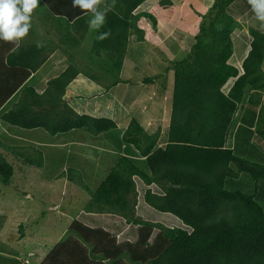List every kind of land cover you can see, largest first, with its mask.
<instances>
[{
	"label": "trees",
	"instance_id": "trees-1",
	"mask_svg": "<svg viewBox=\"0 0 264 264\" xmlns=\"http://www.w3.org/2000/svg\"><path fill=\"white\" fill-rule=\"evenodd\" d=\"M101 1L98 9H109L105 22L96 29L91 49L80 59L76 57L77 48L83 41L90 14L72 7L71 0H39L37 7L43 9L42 18L54 26H71L79 34L65 35L72 42L74 53L69 56L68 66L48 80L41 93L26 81L46 59L42 54L48 50L44 41L24 43L21 38L15 51H11L14 42L0 41V67H4L0 70V108L11 97L17 98L11 108L0 111L1 123L15 129H42L56 138L51 142L57 149L63 145L57 137L66 133L79 132L84 136V132L100 138L116 128L110 118L77 113L65 102V89L79 73L85 75L90 68L117 76L130 34H135L139 42L158 43L156 34L146 36L137 22L150 23L154 30L157 19L169 20L173 2L159 0L149 11L136 13L135 9L145 0ZM236 1L213 0L201 16L188 53L172 62L169 123L164 137L158 130L146 133L136 113L120 134V140L144 158L142 165L121 155L94 186L85 183L81 172L72 166L57 175V178L65 176L69 183L77 182L86 192L85 214L117 216L124 224L136 228V237L119 241L104 228H93L74 220L65 236L39 264H264L263 190L245 192L230 181L239 174H246L258 183L264 181L263 163L241 157L235 148L227 146L234 116L243 108L246 98V119L253 129L240 126L236 138L250 142L257 132L264 145V102L261 100L264 28L248 29L251 40L239 75L237 68L228 63L233 53L231 35L240 28L228 12ZM244 6L250 7L247 0ZM105 31L109 35L98 39ZM61 42L59 40V47ZM83 64L89 69L86 72L81 69ZM230 78L235 81L224 93L221 89ZM88 79L101 78L89 75ZM154 80V77L143 79L147 84ZM117 83L118 78L106 88L112 89ZM246 88L249 90L245 91ZM126 93L122 96L114 93L125 107L132 96V92L129 98ZM145 104L149 107L148 102ZM148 114L150 118L153 116L152 111ZM3 139L0 136V149L10 152L21 165L43 166V152L31 145V139L20 145L6 143ZM83 145L75 146L76 149L63 146L68 152L61 154L73 159L76 150ZM12 175V165L0 153V183L7 185ZM137 181L145 188L140 195ZM228 185L233 188L228 189ZM138 207L145 211L147 218L136 213ZM152 216L167 218L171 224L155 221Z\"/></svg>",
	"mask_w": 264,
	"mask_h": 264
},
{
	"label": "rangeland",
	"instance_id": "rangeland-1",
	"mask_svg": "<svg viewBox=\"0 0 264 264\" xmlns=\"http://www.w3.org/2000/svg\"><path fill=\"white\" fill-rule=\"evenodd\" d=\"M157 1L159 0H150L148 6ZM172 2L173 9L169 20L157 21L154 30L150 23L144 24L146 32L155 33L158 37L157 44L147 41L139 42L134 35L128 37L121 70L117 76L115 74L107 75L97 68H90V72H86L89 69L84 67V64L81 67L86 72L85 75L83 74L84 76L80 74L79 78H81L82 82L88 80L89 75L98 76L101 78L102 89H104V85L106 87L109 85V82L118 78L121 87H113L111 89L113 93L117 92V94L122 96L127 91L126 94L128 96L133 90H136V95L133 98L136 106L133 108L132 106L126 108L121 106L119 97H115L110 92L104 97L103 102L105 101V103L102 105L107 110L109 109L110 116L115 117L116 122L118 120L115 131L101 135L100 138L91 137L84 132L85 137L79 135V132H69L57 137V139L66 138L73 141L72 145L74 149L77 148L75 146L84 144L82 149L76 150V153L73 155L74 158L71 159L70 155L61 154L62 152H68V150L66 151L63 148L64 145L60 146V150L53 148V142L51 141L53 139L56 140V138L50 137L42 129L24 130L13 128L15 131H19V133H8L9 127H7L8 130H4L6 138L3 140L6 143L15 144L19 141V143L25 144L29 143L28 141L26 142V139H31L33 141L31 145L41 150L44 158L43 166L40 168L23 166L10 152L0 149V153L3 154L7 162L13 167V175L9 183L7 185L0 183V264H39L54 244L65 236L69 225L74 220L93 228H104L113 233L119 241L134 239V236H136V228L124 224L123 220L117 216L85 214L83 206L88 198L86 192L78 186L77 182L75 184L69 183L65 176L57 178V175L60 172H65L68 167L72 166L81 172L82 180L85 183L94 186L96 181L102 179L109 171L112 162L121 155H125L136 161L138 165H142L141 163L144 158L140 157L132 146L124 143L119 137L126 128L125 124L129 116L131 117L135 113L138 116V120L143 124L146 133H154L158 130L161 136L165 131L169 123V114L165 110H161L162 108L164 109L162 102L159 105L152 104V110L145 108L146 113L151 111L157 112V119L154 117L150 118L149 114L143 115L142 112L138 113L142 108L137 109L139 108L137 105H140L144 100L150 102L152 97L161 96L165 93V97H169L166 100H169L168 103L170 105L173 83L172 62L173 60L177 61V59L183 57L189 51L194 42V35L198 30L201 16L205 14L213 0H172ZM102 3L101 1V6ZM197 3H201L202 6ZM243 6L244 0H237L231 4L230 10H228L229 14L240 25V28L236 29L231 35L233 54L229 62L234 66L237 64V60L239 61L243 54H246L249 50L251 37L248 29L250 27L255 29L264 28L261 22L255 19L250 7L246 8L244 6V8ZM139 10L145 9L144 7H138L135 12H139ZM42 11V8L37 7L36 12H32V24L24 39L27 41L42 39L51 43L53 42L52 44L54 45V42L59 37L62 39L63 47L67 52L72 50V44L68 40V37L65 36L66 34H75L71 26L64 25L63 27L60 24L55 27L50 21L41 17ZM34 34H36L35 37L33 36ZM83 34L85 38L81 42L82 45L78 46L79 52L76 54V57L80 59L85 57L87 51L91 49V38L94 35L96 36V29L89 28ZM78 35L76 34V36ZM103 63L105 65V62ZM100 67L102 66L100 65ZM262 68L264 69V63L262 64ZM153 76L156 79L152 84H147L143 81L145 77ZM88 81L83 83L81 91L77 93L82 97V100L92 104L95 101L94 99H96L95 97H99V93L94 92L92 89L95 88L94 85H87ZM226 86L222 87V91L225 90ZM161 87H163L162 93H160ZM247 90L249 88H246L245 91ZM247 104L246 98L243 102V108L237 111V113H240L236 116L234 125L245 114ZM97 106L98 104L96 103L94 108ZM10 107H12V101H9L4 106L5 110H8ZM90 108L91 106H88V109ZM161 119H163L162 123ZM32 134L35 138H30ZM255 134L257 135L255 139L247 144L243 141L244 138L240 139L242 143L239 142V144L234 146L236 147L235 151L237 155L261 161L258 158L261 156L264 145L259 140L257 132ZM229 137L228 140L231 142ZM82 138V142H79ZM72 139L77 140L78 143L75 144ZM89 140L93 143H88ZM261 143L263 147L259 149L258 147L261 146ZM262 157L264 158L263 155ZM243 178H247V180H243ZM76 181H78L77 178ZM230 181L233 186L237 187L239 185L238 189H242L245 192L248 190L254 193L255 191L263 190V195L262 193L261 195L264 197V189L262 188L264 181L263 183L255 182L246 174L242 177V180L235 181L234 179H230ZM233 186L228 185L227 188L232 189ZM136 188L138 195L145 189L138 181L136 182ZM261 201L264 211L263 199ZM136 213L142 216L143 219L147 218L145 211L143 209L139 210V207ZM156 219L160 220L159 222L163 224H171L167 218H154L155 221Z\"/></svg>",
	"mask_w": 264,
	"mask_h": 264
},
{
	"label": "crops",
	"instance_id": "crops-1",
	"mask_svg": "<svg viewBox=\"0 0 264 264\" xmlns=\"http://www.w3.org/2000/svg\"><path fill=\"white\" fill-rule=\"evenodd\" d=\"M149 1L150 0H145L144 2H142L138 7H144V9L145 10H139V12H147V11H149L150 10V8L156 3H153L152 5H150V6H148L149 4ZM198 5H201V3H197ZM202 6V5H201ZM137 7V8H138ZM136 8V9H137ZM135 9V10H136ZM172 9H173V7H172ZM135 12V11H134ZM136 13H138V12H136ZM170 19V18H169ZM160 19H157V21H159ZM156 21V22H157ZM88 24V23H87ZM145 23L143 22V21H139V22H137V25L138 26H140L142 29H143V31L146 33V36H148V35H150L151 33L148 31V32H146L145 31V25H144ZM86 26V29H85V32H87L88 31V29H89V25H85ZM56 27V26H55ZM56 29V28H55ZM83 32V31H82ZM36 35V34H35ZM57 35V34H56ZM74 35H76V33L74 34ZM131 35H134L135 36V34H130L129 36H131ZM83 37H84V34H83ZM25 37H23L22 39V41L21 42H24L25 43V41H27V40H25L24 39ZM85 38V37H84ZM84 38H82V40L84 39ZM40 40H42V39H40ZM59 40H62L61 38H57V40H56V42H54V45L51 43V42H49V41H45V40H42V41H44V46H46L47 48H48V50H46L45 49V51L42 53V54H45V56H46V59H45V61L43 62V63H41L40 65H39V67L37 68V70L35 71V73H33L32 74V76H30V78H28L27 79V81H26V83H27V85H31L33 88H34V90L37 92V93H41V92H43V90L45 89V87H46V83H47V81L48 80H50L51 78H53L54 76H56L57 74H59L61 71H63L67 66H68V59H70L69 58V56L70 55H72L73 53H74V48H73V45H72V50H70L69 52H67V50L63 47L64 46V44H62V42H61V44H60V47L58 46L59 45ZM27 42H29V41H27ZM71 44H72V42H70ZM157 44V43H156ZM79 45V44H78ZM80 45H82V43H80ZM77 49H79V47L77 48ZM76 49V50H77ZM190 49V48H189ZM188 53V52H187ZM186 53V54H187ZM169 54V53H168ZM185 54V55H186ZM233 54V53H232ZM184 55V56H185ZM247 55V53L246 54H243V56L240 58V60L238 61L237 60V64L234 66L233 64H231L230 62H229V60H230V58H232V55H231V57L229 58V60H228V63L230 64V65H232V66H234L235 68H237V70H238V72H239V75L240 74H242V61H243V59L245 58V56ZM183 56V57H184ZM42 57H44V55L42 56ZM41 56L39 57V58H42ZM183 57H181V58H183ZM181 58H179V59H181ZM179 59H177V60H179ZM174 61V60H173ZM4 69V67H3V65L0 67V70H3ZM80 74L81 73H79L76 77H75V79H73L69 84H68V86L66 87V89H65V93H64V99H65V102H67L77 113H84V114H88V115H91V116H94V117H107V118H110V119H112L114 122H115V124H116V126H117V122H118V120H117V122H116V120H115V117H112V116H110V111H109V109L107 110L103 105H104V103H105V101L103 102V99H105L104 97H106V94L108 93V92H110V93H112L115 97H117L118 95L117 94H114L113 92H112V90L111 89H108V88H106L105 87V85H104V89H102L103 88V85H102V83H101V80L100 79H98V80H96V81H92V80H90V79H88V80H84L83 82L81 81V78H79L80 77ZM82 75V74H81ZM84 76V75H83ZM154 77V76H153ZM145 78H152V77H145ZM156 79V78H155ZM88 81V84L87 85H89V84H92V85H94V87L95 88H92L93 90H94V92H98L99 93V97L97 98V97H95L96 99H94L92 102V104L91 103H88L87 101L85 102L84 100H82V97L81 96H79V93H77V92H80L81 91V88H82V85H83V83L84 82H87ZM234 81H235V78H230L227 82H226V84L225 85H227L226 86V88H225V90H223V92L224 93H227L228 92V90L230 89V87L232 86V84L234 83ZM94 84H93V83ZM25 83V84H26ZM152 84V83H151ZM116 86L117 87H121L120 86V84L119 83H117L116 84ZM136 90H133L132 91V96L130 97V101H129V103H128V105H127V107H131L132 106V108L134 107V106H136V104H134V101H133V98L135 97V95H136V92H135ZM67 93H69V94H67ZM72 93H73V95H72ZM75 93V94H74ZM67 94V95H66ZM166 96V93L165 94H162L161 96H155V97H152V99L150 100V102L149 101H143L142 103H140V105H137V106H139V108L141 109L142 108V110H141V112L143 113V115H146V114H148V113H146L145 112V108H147V110L148 109H151L152 110V104H160L161 102L164 104L163 105V107H164V109L162 108L161 110L163 111V110H165L166 111V113L167 114H169L170 113V105H169V103H168V101L169 100H166V99H168L169 97H165ZM76 97H81V98H78V99H74V98H76ZM263 97H264V93H263ZM262 97V99L261 100H263L262 102H264V98ZM114 99H116V98H114ZM17 100V98H12L11 97V99H9V100H7L5 103H3V106H2V108H0V111H4L5 110V108H4V106H5V104L7 105L8 103H9V101H12V104L15 102ZM166 100V101H165ZM103 102V103H102ZM118 102V101H117ZM149 103L148 105H149V107H147L146 105H145V103ZM98 104V106L97 107H95L94 108V106H95V104ZM120 103V102H119ZM86 104V105H85ZM103 104V105H102ZM133 104V105H132ZM138 104V103H137ZM85 105V106H84ZM120 105L121 106H123L121 103H120ZM88 106H91V108L90 109H88ZM106 106V105H105ZM124 108H126L125 106H123ZM11 108V107H10ZM138 108V109H139ZM160 110V111H161ZM153 114V116L152 117H154L155 119H157L158 117H157V112L155 113V112H152ZM238 113H240V112H238ZM238 113L234 116V119H233V123L236 121V116L238 115ZM161 115H162V113H161ZM138 117V116H137ZM247 113H245L243 116H242V118L240 119V121L239 122H237L235 125L233 124V126L231 127V131H230V133H229V139H231V142H232V144H231V142L228 140V142H227V145H229V147H231V148H236V147H234L236 144H239V142L240 143H242V141L240 140L241 138H236V132H237V130H238V128L241 126H243V128H248L249 126H251V124H249L248 122L249 121H247ZM138 119V118H137ZM129 120H130V116H129V118H128V120H127V122H126V126L128 125V123H129ZM161 121V123H162V121H163V119H161L160 120ZM140 122V121H139ZM140 124L143 126V124L140 122ZM7 127H9V126H6V124H3V123H1V121H0V136H3L4 138H5V136H4V130H8L7 129ZM144 127V126H143ZM10 128V127H9ZM250 128V130L252 131V127H249ZM116 130V128L115 129H113V131H115ZM9 132L8 133H19V131H15L13 128H10L9 130H8ZM113 131H111V132H113ZM20 133H23V132H20ZM155 133V132H154ZM23 134H25V133H23ZM67 134V133H66ZM107 134V133H106ZM163 134V133H162ZM26 135V134H25ZM23 139V138H22ZM27 140V139H26ZM62 142H63V145L64 146H73L72 145V143H73V141H70V140H68V139H66V138H61L60 139ZM72 140H74V139H72ZM234 141H236L235 142V144H234ZM244 142H245V144H247V143H249L248 141H246V140H244ZM251 142V141H250ZM74 143L75 144H77L78 143V141L77 140H74ZM10 144V143H9ZM16 145H20L21 143H19V141L17 142V143H15ZM261 145V144H260ZM80 146V145H79ZM53 147V146H52ZM259 149H262V146H259L258 147ZM61 148H59V150H60ZM262 155L264 156V149L262 150V152H261V156L258 158V159H260L261 161H256V162H260V163H263L264 164V158L262 157ZM239 156H241V155H239ZM242 157V156H241ZM244 158H247V157H245L244 156ZM247 159H249V158H247ZM250 160H252V161H255V160H253V159H250ZM238 178H235V180H240V179H242V177H243V174H239L238 176H237ZM243 180H247V178H243ZM134 237H136V236H134Z\"/></svg>",
	"mask_w": 264,
	"mask_h": 264
},
{
	"label": "clouds",
	"instance_id": "clouds-1",
	"mask_svg": "<svg viewBox=\"0 0 264 264\" xmlns=\"http://www.w3.org/2000/svg\"><path fill=\"white\" fill-rule=\"evenodd\" d=\"M39 0H0V41L14 42L11 51L16 50L21 38L25 37L31 27V14ZM72 7H78L85 15L90 29H97L105 22V13L109 10L98 9L100 0H71ZM255 19L264 26V0H247ZM108 31L97 37L105 39ZM248 52V51H247ZM226 84V83H225ZM222 90V89H221Z\"/></svg>",
	"mask_w": 264,
	"mask_h": 264
}]
</instances>
